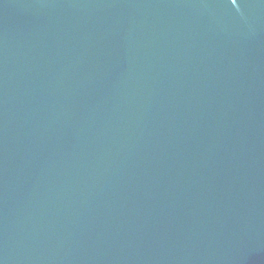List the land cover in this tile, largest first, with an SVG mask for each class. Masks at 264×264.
Segmentation results:
<instances>
[{
    "label": "water",
    "instance_id": "obj_1",
    "mask_svg": "<svg viewBox=\"0 0 264 264\" xmlns=\"http://www.w3.org/2000/svg\"><path fill=\"white\" fill-rule=\"evenodd\" d=\"M0 264H264V0H0Z\"/></svg>",
    "mask_w": 264,
    "mask_h": 264
}]
</instances>
